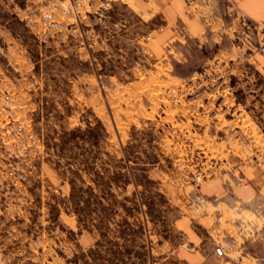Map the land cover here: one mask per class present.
<instances>
[{
	"label": "rangeland",
	"instance_id": "374dc122",
	"mask_svg": "<svg viewBox=\"0 0 264 264\" xmlns=\"http://www.w3.org/2000/svg\"><path fill=\"white\" fill-rule=\"evenodd\" d=\"M165 23L0 0V264H176L221 231L232 264H264V202L215 201L264 175V27L168 46Z\"/></svg>",
	"mask_w": 264,
	"mask_h": 264
},
{
	"label": "crops",
	"instance_id": "0c3cea01",
	"mask_svg": "<svg viewBox=\"0 0 264 264\" xmlns=\"http://www.w3.org/2000/svg\"><path fill=\"white\" fill-rule=\"evenodd\" d=\"M135 1L140 6L141 13L150 14L152 17L160 14L162 19L166 21L163 26L165 31H159L156 37L158 43L163 45L180 46L182 43L189 44L188 42L193 40L198 41L201 39L204 42L209 38L221 39V36L217 34V30H232L234 36V31H239L241 26L250 28L251 26L255 27V24H257L258 27H264V0H193L192 4H189L191 0ZM225 13L230 16L224 18L222 15ZM176 49L175 47V51ZM263 177L264 175L252 176L256 181L251 180L242 187V190H245L243 195L237 194L235 188L227 192H231L228 196L225 192H222L221 195L215 197L217 208L222 209L223 213L224 208H227L228 211L234 210L235 207L230 208L229 204L236 205L239 213L242 214L243 209L240 206L249 205L251 207L248 206L249 210L246 209L247 211L258 212L259 210L255 208L256 204L262 205L261 202H264V199L258 194L264 188V181L260 180ZM210 184V186L214 185L216 193L220 190L218 184ZM206 193L212 194L209 191ZM201 219L208 228L211 223L210 216H203ZM234 223L236 230L241 231L243 229L241 223L237 221ZM225 225L232 224L225 223ZM225 232L227 234L229 231H221V234L215 235L216 239L211 245L199 244L202 240L195 234L196 237L193 243L198 246L191 250L185 249L177 252L175 254L176 264H232L231 260L228 259V251H239H236L237 248L235 247V249L231 248L233 247L232 244H229L231 239L226 236ZM221 235L224 237L223 240H228V244L222 239H218L221 238ZM250 241L252 239L247 238V242ZM244 249L243 246L240 250ZM246 255L249 259H254L252 258L254 252L248 250Z\"/></svg>",
	"mask_w": 264,
	"mask_h": 264
},
{
	"label": "built area",
	"instance_id": "2783aa9c",
	"mask_svg": "<svg viewBox=\"0 0 264 264\" xmlns=\"http://www.w3.org/2000/svg\"><path fill=\"white\" fill-rule=\"evenodd\" d=\"M192 3H193V0H191V1L189 2V4H192ZM259 51L262 52V53H264V42L260 45V47H259Z\"/></svg>",
	"mask_w": 264,
	"mask_h": 264
}]
</instances>
